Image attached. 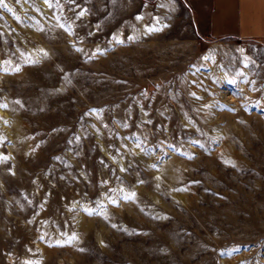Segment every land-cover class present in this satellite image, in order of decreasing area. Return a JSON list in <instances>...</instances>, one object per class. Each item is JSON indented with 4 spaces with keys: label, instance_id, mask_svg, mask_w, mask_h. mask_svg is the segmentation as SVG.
Returning <instances> with one entry per match:
<instances>
[{
    "label": "rangeland",
    "instance_id": "obj_1",
    "mask_svg": "<svg viewBox=\"0 0 264 264\" xmlns=\"http://www.w3.org/2000/svg\"><path fill=\"white\" fill-rule=\"evenodd\" d=\"M4 2L0 264H264V44L185 0Z\"/></svg>",
    "mask_w": 264,
    "mask_h": 264
},
{
    "label": "crops",
    "instance_id": "obj_2",
    "mask_svg": "<svg viewBox=\"0 0 264 264\" xmlns=\"http://www.w3.org/2000/svg\"><path fill=\"white\" fill-rule=\"evenodd\" d=\"M200 33L264 44V0H185Z\"/></svg>",
    "mask_w": 264,
    "mask_h": 264
},
{
    "label": "snow or ice",
    "instance_id": "obj_3",
    "mask_svg": "<svg viewBox=\"0 0 264 264\" xmlns=\"http://www.w3.org/2000/svg\"><path fill=\"white\" fill-rule=\"evenodd\" d=\"M20 2V0H17V3H19ZM70 2L71 3H74L75 2V0H70ZM45 3H48L49 4V6L51 7V3H50V0H45ZM0 7H7V5H6V3L4 2V0H0ZM10 11H11V9H9ZM86 10H83V11H81L79 14H78V16H77V18H79L80 16H83L84 15V12H85ZM138 19H142L141 17H138ZM158 19V18H157ZM149 31H158L159 29H157V28H149L148 29ZM117 42H121V41H119V40H117ZM41 51H43V50H41ZM77 51H79V52H83V49H77ZM97 52H100L101 50L100 49H97L96 50ZM241 52H243V50H240ZM44 55L45 56H47V53L45 52L44 53ZM205 59H208V57H205ZM245 61H246V66H247V63L248 62H251L250 61V58H248V57H245ZM35 61H33V63H34ZM5 63H7V62H5ZM0 70H3V69H0ZM16 71H18L19 69H15ZM241 75H242V73H241ZM245 82H247V80L245 81ZM232 83H235V80H233L232 81ZM253 84H255V81H253L252 82ZM261 87H264V86H261ZM253 90H258V89H253ZM192 95L193 96H195V93H192ZM197 99H201V97H196ZM16 103H20V101H16ZM0 107H3V108H7V104H0ZM205 107H212L211 105H205ZM221 107H223V108H227L228 106L227 105H222ZM230 111H235V109H229ZM93 112H97V111H99V110H96V109H93L92 110ZM150 122V121H149ZM5 123H8V121H5ZM125 127H127V125H125ZM3 143V138H0V144H2ZM194 143H199L198 141H195ZM137 147H139V144L137 145ZM157 147H159V146H157ZM169 147L170 148H172L174 151L175 150H178L177 148H176V146L175 145H169ZM201 147H203V145H201ZM182 155H183V153H182ZM189 158H194V157H189ZM10 159V157H8V156H5V155H3V154H0V163H4V162H6L7 160H9ZM57 159H59V157H57ZM225 163H232V162H230V161H225ZM232 166L233 167H235V164L234 163H232ZM152 167H156L155 165H153ZM121 171H127V169H125V168H121L120 169ZM11 171V170H10ZM13 175H14V173H12ZM157 179H159V177H157ZM103 183H107V181H104ZM138 183H144V181H138ZM176 191H184V190H186V189H175ZM122 192H123V190H121ZM121 199H123V200H130V201H134L135 199H136V193L135 192H130V193H127V194H123L122 196H121ZM110 203H112V204H114V205H118V201L117 200H115V199H111L110 198ZM84 211L88 214V215H94V214H98L97 212H96V210L95 209H89V208H85L84 209ZM113 227H115V225L113 226ZM76 237L75 236H73V239H75ZM41 239H43V236L41 237ZM50 246H52V245H50ZM56 246H62L61 245V243L59 242V241H57L56 242ZM81 251H83V249H81ZM232 251L233 252H237V251H239V248L237 247V248H235V249H232ZM223 254H225V252L224 251H222L221 252V255H223ZM228 254H231V253H228ZM26 264H40V262L39 261H35V262H31V261H29V262H26Z\"/></svg>",
    "mask_w": 264,
    "mask_h": 264
},
{
    "label": "bare ground",
    "instance_id": "obj_4",
    "mask_svg": "<svg viewBox=\"0 0 264 264\" xmlns=\"http://www.w3.org/2000/svg\"><path fill=\"white\" fill-rule=\"evenodd\" d=\"M45 3V2H44ZM149 15V14H148ZM146 17V16H145ZM148 18V17H147ZM162 21H163V19H162ZM139 22V21H138ZM142 22H143V20H142ZM142 22H140V23H142ZM145 24V23H144ZM143 24V25H144ZM156 24V25H155ZM155 24H153V26H152V28L154 27V28H157L158 29V26H157V24L158 25H163V23H160L159 21L158 22H155ZM145 29H146V27H145ZM206 57V56H205ZM210 57V56H209ZM213 58V57H212ZM205 61V60H204ZM209 61V60H208ZM207 62V61H206ZM210 63V62H209ZM209 65V64H208ZM210 66V65H209ZM7 67V66H6ZM11 68V67H10ZM9 69V68H8ZM10 71L11 72H13V73H17V71L16 70H13V68L12 69H10ZM19 73H21V71H19ZM8 107V106H7ZM0 111H1V108H0ZM12 124L15 126V128L17 129V130H19V126H18V123H16V121L15 120H12ZM14 128V127H13ZM164 170H166L165 168H164ZM127 258V257H126Z\"/></svg>",
    "mask_w": 264,
    "mask_h": 264
}]
</instances>
